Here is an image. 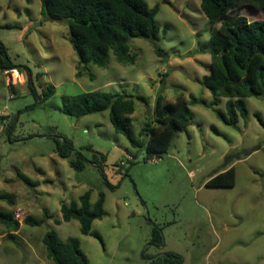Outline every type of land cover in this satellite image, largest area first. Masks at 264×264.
<instances>
[{
	"label": "rangeland",
	"instance_id": "obj_1",
	"mask_svg": "<svg viewBox=\"0 0 264 264\" xmlns=\"http://www.w3.org/2000/svg\"><path fill=\"white\" fill-rule=\"evenodd\" d=\"M143 1L149 9L160 5L155 44L162 55L150 42L131 39L133 65L110 54L107 66L81 70L66 22L45 20L40 0H0V42L15 67L11 74L0 70V194L13 200V205L0 201V210L12 211L20 222L16 243L0 224V264H54L42 242L51 230L63 240L77 238L88 264H151L159 255L149 244L155 226L162 229L163 251L180 254L183 264H264V100L247 98V119L234 127L211 108L190 106L186 131L177 134L166 155L152 160L114 132L108 111L81 118L62 112L64 98L84 92L131 95L133 136L146 142L139 131L159 95L173 101L192 94L225 111V99L200 84L209 73L214 27L200 11L201 0ZM49 86L54 94L40 101ZM63 140L72 146L66 157L56 146ZM93 152L106 158L102 171L90 163ZM231 152L239 157L224 163ZM78 155L84 162L80 170L69 165ZM230 167L234 186H206ZM87 191L91 203L104 194V216L91 226L102 243L82 235L76 220L61 221V204ZM45 211L54 219L39 227L22 223Z\"/></svg>",
	"mask_w": 264,
	"mask_h": 264
},
{
	"label": "trees",
	"instance_id": "obj_2",
	"mask_svg": "<svg viewBox=\"0 0 264 264\" xmlns=\"http://www.w3.org/2000/svg\"><path fill=\"white\" fill-rule=\"evenodd\" d=\"M43 18L52 22H66L69 31V43L78 59V68L87 70L90 65L103 68L109 63L112 54L116 62L133 65L135 57L130 54L131 39H143L155 49L158 56L162 55L155 42L159 28L155 17L160 5L151 9L143 0H40ZM202 15L214 26L211 30L209 73L200 84L212 96L225 99V111L216 109V101H206L190 94L185 98L182 94L173 101H166L161 95L155 98L153 114L139 131L137 140L131 129V116L135 111L133 96L125 93H109L91 91L80 93L63 99L62 112L74 118L86 115L109 112V121L116 134L123 135L130 145L145 150V160L160 159L168 153L177 134L186 131L192 120L190 106L201 105L211 108L217 118L227 126H236L239 119H247L248 111L245 100L253 97L264 100V0H201ZM261 15L262 17H260ZM4 45L0 42V70L15 69L8 59ZM40 76V74H39ZM38 77V76H37ZM76 77H81L80 70ZM27 84H31V75H27ZM40 101H45L54 94L49 86ZM41 103V102H40ZM260 120V116L256 114ZM13 122V121H12ZM12 123L9 124V129ZM213 133L220 135L217 129ZM8 140L11 141V133ZM56 141L60 155L66 157L71 151V144L66 140ZM92 165L102 171L106 160L104 155L93 152ZM239 157L231 152L224 157L229 163ZM71 168L80 170L84 162L80 155L76 160L69 161ZM22 180L34 185L28 179ZM235 174L233 167L217 173L206 183L207 187L228 188L234 186ZM91 192L87 191L76 201L62 203L60 207L61 221L76 220L82 235L93 237L102 243L97 232L91 226L95 220L104 216V194L99 193L98 199L90 202ZM0 201L13 205L8 194H0ZM48 219H54L47 211L41 218L26 216L22 223L31 227H39ZM57 224L60 221L55 220ZM0 224L10 231L7 239L16 243L15 233L20 222L15 219L12 211L0 210ZM150 245L157 249L163 246L162 229H152ZM47 258L54 264H88V259L80 247L77 238L61 239L51 230L42 238ZM151 264H183V257L174 252H161L153 256Z\"/></svg>",
	"mask_w": 264,
	"mask_h": 264
},
{
	"label": "crops",
	"instance_id": "obj_3",
	"mask_svg": "<svg viewBox=\"0 0 264 264\" xmlns=\"http://www.w3.org/2000/svg\"><path fill=\"white\" fill-rule=\"evenodd\" d=\"M132 119V118H131ZM132 122V121H131ZM145 124V123H144ZM144 126V125H143ZM143 128V127H142ZM159 227V226H158ZM159 250V253H161V252H165V251H163L164 249H163V247H161V248H159L158 249ZM171 252H173V251H171ZM175 253V252H174Z\"/></svg>",
	"mask_w": 264,
	"mask_h": 264
},
{
	"label": "built area",
	"instance_id": "obj_4",
	"mask_svg": "<svg viewBox=\"0 0 264 264\" xmlns=\"http://www.w3.org/2000/svg\"><path fill=\"white\" fill-rule=\"evenodd\" d=\"M11 74V73H13V71L12 70H10V71H6V74Z\"/></svg>",
	"mask_w": 264,
	"mask_h": 264
}]
</instances>
